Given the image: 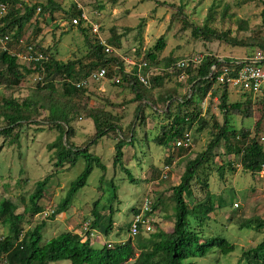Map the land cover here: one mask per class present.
Here are the masks:
<instances>
[{
	"label": "rangeland",
	"instance_id": "rangeland-1",
	"mask_svg": "<svg viewBox=\"0 0 264 264\" xmlns=\"http://www.w3.org/2000/svg\"><path fill=\"white\" fill-rule=\"evenodd\" d=\"M45 1L47 2V0H31V2ZM53 1L60 6L61 10L52 16L53 20L50 19L49 14L42 17H37V15L34 18L35 21L29 22L25 26L24 39H29L31 43L40 41V45L50 47L53 49V53L55 50L57 52L56 59L60 62L69 63L82 60L83 64H88L89 60L85 58L91 52L92 48L90 49V47L93 46L91 42H94L98 37L110 48V56L119 58L124 63L127 72H133L134 66L138 65V73L150 81V88L139 86L138 92L145 93L146 98H150L154 102L160 97L165 98L167 94L174 92L176 93L175 96L179 98L190 94L186 76L177 78L172 69L167 72L163 66L166 61L188 60L192 56L205 57L211 55L218 58H243L258 52L260 49L256 45L264 43L262 18L264 0H76L77 9L86 15L88 21H82L79 26L74 25L73 27L70 24V19L64 14L65 11L72 8L73 2ZM196 28L201 32L198 37L194 36V29ZM208 30L212 37L209 35L206 38L203 33ZM226 34L231 38L230 40L238 41L243 46H232L215 38ZM160 39L164 40L165 49L162 52H156L154 48ZM0 50H2L1 43ZM149 52L156 53L158 58L156 63L146 58ZM145 62L151 65L147 71H143ZM19 64L27 66L28 63L20 60ZM165 74H168L169 77L164 78L162 86L155 87L151 83L153 78L162 77ZM41 77L37 73L33 74L26 78L20 87H11L12 89L7 88L6 85L8 84L4 78H1L0 92L13 95L19 101L30 99L37 94V83L41 86L45 85L44 77L43 79ZM116 79H119V83H115ZM82 80L75 83L77 89H84L85 92L79 101L78 108H76L78 116L73 122L75 136L72 143L76 147H80L92 138L94 124L92 120L86 119L87 115L92 112L91 110L96 113H110L117 117V124L119 127L121 126L124 135L127 134L129 127L134 124L136 137L134 144L128 143L124 148L122 166L118 165L116 169L114 166L115 141L111 140L109 136L103 137L98 142L99 144L90 150L93 154L102 157V162L107 168L106 175L102 178L105 171L99 167H94L87 185L74 197L70 210L67 212L68 215H58L55 223L54 221L48 222V231H46L49 233L48 237L52 239L51 235L57 236L60 227L62 230L76 233L87 221L85 217L89 216L95 202H98L95 205L98 207V211L103 208L107 209L115 190L117 194V201L113 205L114 210H117L114 212L116 215L113 218L115 223L125 224L131 220L132 208L137 202L141 207L144 200L149 198L154 205L156 196H158L164 202V206L163 212L159 208L157 214L154 215V222L162 230L169 231L176 221L178 209L177 197L171 198L175 195L172 187L177 186L180 182L185 171V165L179 164V158L176 157L168 180L160 179L166 166L165 160H167L169 153H173L174 150L156 147L153 144L152 139L158 130L159 120L150 117V111H147L145 107H139L140 103L136 99V92H133L129 87L133 85V81L130 83L123 82L120 77L116 76L111 80L107 78L102 81H92L87 87L78 88L77 85ZM52 85L53 90L55 89L59 93L57 98L61 99L62 89L59 77L54 78ZM228 96L231 103L245 100L242 93L231 88ZM262 99L260 97L257 100L261 101ZM61 100L67 102L68 99L63 98ZM219 105V97L212 99L209 95L202 103L203 116L209 119L210 126L214 122L220 126L224 124V116ZM157 106L163 108L160 103ZM138 107L141 110L138 119H136ZM251 107V118L247 119L242 115L232 116L230 118L231 125L237 130H249L252 133L255 124L259 122V136L264 145V103L253 101ZM143 116L144 119L139 120ZM46 117H48V112L39 111V115L33 117L36 119L35 125L27 126L31 124L28 122L21 129L15 130V133L20 135V147L17 148L15 145L9 147L6 144L0 153V176L3 177L1 183L10 184L9 193H3L4 190L0 186V194L5 195L17 206L18 214H21L24 209L19 197L24 193H29L34 189L36 182L56 170L53 161L54 150L49 151V145L56 141L57 133L53 128H49L50 125H47L45 121ZM211 117H214L215 120H211ZM143 121L144 123H142ZM26 135L27 138L35 140L32 145L29 144L28 146L26 137H24ZM112 136L111 138H113ZM209 138L208 132L197 133L192 131L193 145L191 150L194 153L192 158L205 150ZM2 141L1 138L0 144ZM64 141L67 142L66 136ZM221 145L214 152L216 153L213 159L215 165L212 164L211 166L216 168L225 165L223 179H220L217 172L211 177H209V170L202 172L208 174L209 187L214 194V199L210 203L217 207L220 199H223L228 204L238 203L239 208L232 209L228 205L220 211L216 210L215 214H211L208 236H220L230 243L246 247L253 244L255 237L256 242L260 238L250 230L238 229L237 224L244 215L250 216L249 211L251 209L248 207L254 206V203L263 204L261 206L263 209L260 208V210L264 211V171L253 177L251 173L243 170L240 161L235 156L225 155L223 141ZM229 162L233 164L232 170L228 168ZM85 167V161L80 159L70 172L63 170L62 173H58L57 178L50 182L46 190V201L42 202L43 205H41L45 211L50 212L57 206L65 196V191L69 188L70 183L80 176ZM122 168H126L130 176L136 181H131L130 176L126 174L125 170H121ZM18 182L21 183L18 184ZM101 186L102 188H100ZM192 187L195 191H193L192 196H189L188 201L191 206L197 201L202 202L205 198V188H199L200 191L196 190L195 181H193ZM252 187L255 189L254 191ZM241 208L244 210L242 215H240ZM237 215L239 216L236 217ZM30 220L32 223H27L26 229L38 225L40 217L34 216L32 219H28V221ZM192 222L193 220H191V225L195 226L196 224ZM152 226V233H154L156 227L155 225ZM52 229H56L55 234L51 232ZM6 233L7 229L0 227V238ZM97 233L99 232L97 231ZM245 235L247 236L244 240L247 243L243 242V238H241ZM240 259L241 256L236 247V251L227 256L214 249L206 257L193 258L186 263L238 264ZM69 263V261H60L53 264ZM242 264L245 263L242 262Z\"/></svg>",
	"mask_w": 264,
	"mask_h": 264
},
{
	"label": "trees",
	"instance_id": "trees-1",
	"mask_svg": "<svg viewBox=\"0 0 264 264\" xmlns=\"http://www.w3.org/2000/svg\"><path fill=\"white\" fill-rule=\"evenodd\" d=\"M0 3L9 6V15L0 20L3 25L0 27V37L11 35L8 51L2 48L0 50V79H5L8 84L6 85L7 88H18L26 78L37 73L40 77L42 76L41 79L44 77L45 83L44 86L37 83L36 96L23 101H19L13 95L0 92V139H3L0 144V153L6 144L9 147L14 145L17 148L20 147V135L15 133V130L21 129L28 122L31 124L27 126L35 125L36 119L33 117L39 115V111L48 112L45 121L47 125H50L49 128H53L57 133L56 141L49 145V151L54 150L53 161L56 170L36 182L34 189L29 193H24L19 197L24 206L23 212L18 214L17 206L5 195L0 194V227L7 229V233L0 238V264H53L60 261H69L70 264H127L130 261H132L131 264H189L186 261L193 258H204L214 249L227 256L233 254L236 247L241 256L238 264H242V262L245 264H264V211L260 210V208L263 209L261 207L263 204L254 203V206L248 207L251 209L249 211L250 216L244 215L237 224L238 229L250 230L258 236L260 238H258V242H256L255 237L253 244H246V247H241L220 236L209 237L208 227L212 219L210 215L228 205L233 209L235 205L238 206V203L228 204L223 199H220L217 207H215V204L210 203L214 199V194L209 187L208 174L202 173L209 170V177H211L217 172L220 179H223L225 165L216 168L211 166L212 164L215 165L213 159L216 153L214 152L222 146V141L224 142L225 155L235 156L240 161L244 171L251 173L253 177L264 171V145L259 136V122L255 124L252 133L249 130H237L232 127L230 122V118L236 115H242L247 119L251 118L252 102L264 103V92L256 97L245 94L244 101L231 103L228 96L229 88L226 85L216 84L215 76H213L214 78L210 77L212 66L216 65L217 69L224 66L219 62L218 57L211 55L205 56L198 67L191 63L187 69L182 70H175V66L183 60L164 62L163 66L167 72L172 69L177 78L182 75L186 76L190 94L179 98L175 96L176 93L174 92L167 94L165 98L160 97L159 100L154 102V100L146 98L145 93L138 92L139 86L150 88L149 79V86L143 85L138 80V65L134 66L133 72H127L124 63L119 58L110 56L98 37L94 42H91L93 46H89L92 49L85 58L89 60L88 64H83L82 60L69 63L60 62L56 59L57 52L55 50L53 53V49L40 45V41L31 43L29 39H24L25 26L29 22L31 23L32 20L35 21L34 18L37 15V17H42L49 14L50 19L53 20L52 16L61 10L60 6L53 0H47V2L0 0ZM73 4L72 8L65 11L64 14L70 19L71 25L72 20L78 18L79 24L77 26H79L83 21L81 20L82 11L77 9L75 3ZM38 10H40V13H38ZM262 18L264 22V10ZM82 31L85 32V30ZM200 33L199 29H194L195 37H198ZM203 34L208 38L210 31H204ZM210 36L212 37V35ZM215 38L232 46H243L238 41L230 40L231 38L227 34ZM165 45L164 40L160 39L154 49L156 52H162ZM256 46L264 54V43H259ZM256 53L238 59L254 57ZM26 54L37 59L39 55H42L43 59L32 61L27 66L20 65L19 56ZM193 57H190V59ZM146 58L153 63L158 61L156 53L153 52L147 53ZM232 59L236 58H225V65L229 66ZM145 63L147 66L143 68V71H147L151 66L148 62ZM103 68L106 69L109 80L118 76L123 82H134L129 87L133 92H136V99L140 103L139 107H145L147 111H150V117L159 120L158 130L154 133L152 139L153 144L156 147L174 150L173 153H169L165 165L171 166L175 158L178 157V163L185 165V171L179 184L172 187L175 195L171 198L177 197L178 209L175 225L169 232L152 233L147 231V224L144 222L157 214L159 206L163 210L164 202L160 200V197L155 199L152 212L150 210L142 212V206L140 207L137 202L132 208L133 216L131 220L125 224L115 223L113 220L116 215L114 212L117 211L113 207L115 201H117L115 190L109 205H107L108 210L103 208L98 211V207H95L98 202H95L89 216L85 217L90 222L91 227L88 228L90 234L91 229H96L102 235L100 239H105L106 242L105 246L94 249L88 242L83 243L78 235L65 229L62 230L61 227L57 236L51 235L52 239L48 237L49 233H46V231H48V222L54 221L55 223L58 215H68L67 212L70 210L74 197L87 185L94 167H99L106 172L107 168L102 163V157L90 152L103 137L109 136L111 140L115 141V169L118 168V165L122 166L123 150L126 145L128 143L134 144L136 137L134 124L129 127L127 134L124 135L121 126L119 127L117 124V117L112 116L110 113H96L93 110L86 117L87 120H92L94 124L92 138L80 147H76L72 143L75 136L73 122L78 116L76 108H78L79 101L85 92L84 89H77L75 83L81 79H88L92 73ZM55 77H59L61 83V99H68L67 102L57 98L59 93L52 88ZM168 77V74L162 77L157 76L151 80V83L155 87H160L165 80L164 78ZM208 95L212 99L219 97V107L224 116L222 126L217 122L210 126L209 119L203 116L202 103ZM75 97L77 98L75 99ZM260 97L263 99L261 101L257 100ZM159 103L163 108L157 106ZM140 110L139 108L136 112V119H138ZM142 115L144 114L142 113ZM142 119H144V116L139 120ZM210 119L215 120L214 117ZM193 130L197 133L208 132L210 136L205 150L197 153L194 158L191 157L194 154L191 150L192 147L176 146L178 142H184L189 137L192 138ZM110 135H113V138ZM65 136L66 143L64 141ZM24 137H26L28 146L35 142L34 139L27 138V135ZM80 159H83L86 163L84 171L70 183L69 188L65 191V196L57 206L51 209L50 212L45 211L41 205H43L42 202L46 201V190L50 182L57 178L59 172L62 173L63 170L70 172L74 169ZM232 165L229 162L228 168L231 169ZM121 170H125L126 174L130 176L126 168ZM130 179L133 182L136 181L131 176ZM2 180L3 177L0 176V186L4 190L3 193H9L10 184H2ZM193 181L197 184L196 190L200 191L199 188H205V198L202 202L197 201L191 206L188 201L189 196H192L193 191H195L192 187ZM20 183L18 182V184ZM241 209L240 215L244 212L243 208ZM34 216H39L40 222L32 228L26 229L25 225L32 223V220L28 221V219H32ZM137 218L140 219L138 223L135 221ZM191 220H193L192 223L196 224L195 226L191 225ZM134 226H136L137 234L132 237ZM52 230L51 232L55 234L56 229ZM246 236L238 237L243 238V242L247 243L244 240Z\"/></svg>",
	"mask_w": 264,
	"mask_h": 264
},
{
	"label": "built area",
	"instance_id": "built-area-1",
	"mask_svg": "<svg viewBox=\"0 0 264 264\" xmlns=\"http://www.w3.org/2000/svg\"><path fill=\"white\" fill-rule=\"evenodd\" d=\"M65 2H73L76 0H63ZM1 12H5V7H1ZM81 20L87 22L88 18L83 13L81 16ZM79 19H73L72 25H78ZM106 47V52L110 53V48L102 42ZM31 50V49H30ZM37 58H32L30 60L34 61ZM38 59H43L42 55L38 56ZM204 57H193L188 60H183L179 62L175 66V70L187 69L189 64H194L196 67L202 63ZM219 62L224 64L221 68L217 69L216 65L212 66L210 77L215 76L216 84L218 85H226L229 89H233L236 92L242 93L243 95H251L252 97H256L259 94H263L264 92V54L261 51H258L256 55L253 57H248L244 59H232L229 66L225 65V58H219ZM146 67V64L144 65ZM183 76V75H182ZM138 80L144 84L148 85V79L142 77L139 73L137 74ZM214 78V77H213ZM107 79L106 69H100L95 73L91 74V76L82 80L81 83L77 85L78 88L86 87L92 81H102ZM115 83H119V79L115 80ZM178 147L189 148L192 146V139L189 137L184 142H178L176 144ZM136 223L140 222V219H135ZM147 224V230H150V226H148V221H144ZM137 234L136 226L132 229V236L135 237Z\"/></svg>",
	"mask_w": 264,
	"mask_h": 264
},
{
	"label": "clouds",
	"instance_id": "clouds-1",
	"mask_svg": "<svg viewBox=\"0 0 264 264\" xmlns=\"http://www.w3.org/2000/svg\"><path fill=\"white\" fill-rule=\"evenodd\" d=\"M5 7V12H1V7ZM20 9V8H19ZM38 13H40V10H38ZM9 15V6L7 4H2L0 3V20L1 19H4L6 16ZM33 21V20H32ZM31 21V22H32ZM3 25L0 23V27H2ZM10 36L11 35H6L4 37H0V43H1V48L3 50H7L8 51V48L10 46ZM32 56H29L28 54L26 55H22V56H19L20 60L22 61H26L28 64L32 62L31 59ZM33 58V57H32ZM40 59H36L34 61H38ZM83 80H86V79H83ZM90 84V83H89ZM87 87V86H86ZM192 145H193V140H192ZM178 147V146H177ZM192 147V146H191ZM169 156V155H168ZM103 163V162H102ZM172 171V165L171 166H165L164 170L162 171V177H160V179H162L163 181H166L168 180L169 178V175ZM106 172H107V169H106ZM106 172L104 173L103 177H105L106 175ZM102 177V178H103ZM179 184V183H178ZM158 196H156L157 198ZM152 207H153V202L149 199V198H146L144 200V203H143V206H142V212H145L146 210H150V212H152ZM159 208H161L162 210V207L159 206ZM158 208V209H159ZM234 208H238L237 205H235ZM160 210V211H161ZM163 212V210H162ZM142 216H143V213H142ZM155 218L153 216H151L148 220V226H150V232L153 231V226L152 225H155V231L154 233H157V232H160V231H165V230H162L159 226H157V224L154 222ZM233 222V221H232ZM175 225V223H173V226ZM90 226V222L87 221V222H84V225L81 227V229L77 230L76 233H73L75 235H78L79 238L82 239V242L85 243V242H88L90 244V246L94 249H97L99 247H103L106 245V242H105V239H100V236H102L100 233H97V230L96 229H91L92 232L90 234V231H88V228ZM173 226L170 227V230L173 228ZM91 227V226H90ZM169 230V231H170ZM148 231V230H147ZM169 231H165V232H169ZM70 232V231H69ZM72 233V232H71ZM133 237V236H132ZM97 247V248H95ZM132 261H130L129 263L127 264H131ZM70 264V263H69Z\"/></svg>",
	"mask_w": 264,
	"mask_h": 264
}]
</instances>
